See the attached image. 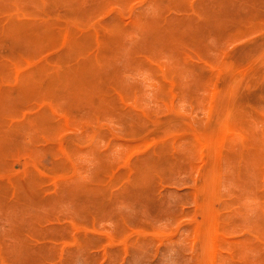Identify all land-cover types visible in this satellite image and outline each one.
<instances>
[{"label": "rangeland", "instance_id": "374dc122", "mask_svg": "<svg viewBox=\"0 0 264 264\" xmlns=\"http://www.w3.org/2000/svg\"><path fill=\"white\" fill-rule=\"evenodd\" d=\"M39 1L0 0V264H264V0Z\"/></svg>", "mask_w": 264, "mask_h": 264}, {"label": "bare ground", "instance_id": "6f19581e", "mask_svg": "<svg viewBox=\"0 0 264 264\" xmlns=\"http://www.w3.org/2000/svg\"><path fill=\"white\" fill-rule=\"evenodd\" d=\"M24 1L26 2L27 0H24ZM40 1H41V0H40ZM40 1H39V2H40ZM51 1H52V0H51ZM118 1H119V0H118ZM160 1H161V0H159V2H160ZM37 2H38V1H37ZM41 2H42V1H41ZM63 2H64V0H63ZM159 2H158V3H159ZM27 3H28V2H27ZM46 3H47V2H46ZM49 3H51V2H49ZM54 3H55V2H54ZM54 3H53V5H54ZM28 4H30V3H28ZM47 4H48V3H47ZM65 4H66V3H65ZM117 4H118V3H117ZM120 4H121V1H120ZM6 5H8V4H6ZM26 5H27V4H26ZM26 5H25V6H26ZM30 5H31V4H30ZM55 5H56V4H55ZM57 5H58V3H57ZM103 5H104V4H103ZM126 5H127V4H126ZM126 5H125V7L127 8ZM38 6H40V4H39ZM41 6H42V5H41ZM50 6L53 7L52 5H50ZM63 6H65V5H63ZM67 6H68V5H67ZM5 7H6V6H5ZM11 7H13V6H11ZM21 7H22V6H21ZM23 7H24V6H23ZM56 7H57V6H56ZM65 7H66V6H65ZM125 7H124V8H125ZM128 7H129V6H128ZM39 8L41 9V7H39ZM105 8H106V7H105ZM126 8H125V10H126ZM20 10H21V9H20ZM12 11H13V10H12ZM36 11H38V10H36ZM0 12H1V11H0ZM10 12H11V11H10ZM195 12H196V11H195ZM4 13H5V12H4ZM25 14H26V13H25ZM39 14H41V13L39 12ZM103 14H104V13H103ZM197 14H198V13H197ZM37 15H38V12H37ZM37 15H36V16H37ZM84 15H85V14H84ZM39 16H41V15H39ZM15 17H16V16H15ZM31 17H32V16H31ZM33 17H35V16H33ZM95 17H96V16H95ZM87 18H88V17H87ZM87 18H86V15H85L84 19L86 20ZM91 18H92V16H91ZM261 18H262V17H261ZM15 19H16V18H15ZM28 19H29V18H28ZM77 19H78V18H77ZM11 20H12V19H11ZM23 20H24V19H23ZM85 20H84V21H85ZM93 20H94V19H93ZM120 20H121V19H120ZM262 20H264V19L262 18ZM12 21H13V20H12ZM20 21H22V20H20ZM20 21H19V22H20ZM53 21H54V20H53ZM53 21H52V22H53ZM87 21H88V20H87ZM255 21H256V20H255ZM9 22H11V21H9ZM13 22H14V21H13ZM16 22L18 23V21H16ZM52 22H49V23H52ZM54 22L56 23V21H54ZM91 22H92V21H91ZM123 22H124V21H123ZM129 22H130V21H129ZM245 22H246V21H245ZM11 23H12V22H11ZM49 23H48V24H49ZM59 23H60V22H59ZM89 23H90V22H89ZM89 23H88V24H89ZM115 23H116V22H115ZM46 24H47V23H46ZM81 24H82V23H81ZM127 24H128V23H127ZM133 24H134V23H133ZM133 24H132V25H133ZM50 25H51V24H50ZM50 25H48V26H50ZM52 25H53V24H52ZM83 25H84V24H83ZM85 25H86V24H85ZM85 25H84V26H85ZM124 25H125V24H124ZM46 26H47V25H46ZM115 26H116V25H115ZM115 26H114V27H115ZM133 26H135V24H134ZM123 27H124V26H123ZM131 27H132V26H131ZM108 28H109V27H108ZM117 28H118V26H117ZM120 28H121V27H120ZM135 28H136V27H135ZM135 28H134V29H135ZM156 28H157V27H156ZM160 28L163 29V26L160 27ZM160 28H159V29H160ZM5 29H6V28H4V30H5ZM74 29H78V28H74ZM110 29H111V28H110ZM121 29H122V28H121ZM125 29H126V27H125ZM130 29H131V28H130ZM134 29H132V30H134ZM28 30H29V29H28ZM78 30H79V29H78ZM88 30H89V29H88ZM115 30H116V29H115ZM118 30H120V29H118ZM123 30H124V29H123ZM127 30H128V29H127ZM151 30H153V28H152ZM157 30H158V28H157ZM172 30H174V29H171L170 32H171ZM29 31H30V30H29ZM163 31H165V30H163ZM175 31H176V29H175ZM4 32H5V31H4ZM79 32H80V31H79ZM131 32H132V31H131ZM165 32H166V31H165ZM5 33H6V32H5ZM157 33H158V31H157ZM159 33H160V32H159ZM73 34H74V33H73ZM73 34H71L70 36H72ZM113 35H114V33H113ZM132 35H133V34H132ZM120 36H121V35H120ZM171 36H172V35H171ZM98 37H99V36H98ZM172 37H173V36H172ZM172 37H171L170 39H172ZM69 39L71 40L72 38H69ZM94 39H95V37H94ZM99 39H100V38H99ZM168 39H169V37H168ZM100 40H101V39H100ZM112 40H113V39H112ZM114 41H115V40H114ZM103 42H105V41H103ZM103 42H102V44H103ZM111 42H112V41H111ZM67 43H68V40H67ZM67 43H66V44H67ZM94 43H95V41H94ZM109 43H110V42H109ZM111 44H113V43H111ZM93 45H95V44H93ZM154 45H155V44H154ZM103 46L106 47V45H103ZM116 46H117V45H116ZM105 47H104V48H105ZM112 47H113V46H112ZM156 47H157V46H156ZM159 47H160V46H159ZM75 48H76V47H75ZM104 48H103V49H104ZM152 48H153V47H152ZM154 48H155V47H154ZM157 48H158V47H157ZM76 49H77V48H76ZM100 49H101V48H100ZM112 49H113V48H112ZM81 50H82V48H81ZM110 50H111V49H110ZM117 50H118V49H117ZM88 51H89V50H88ZM108 51H109V50H108ZM77 52H78V50L76 51V54L79 53V52H78V53H77ZM81 52H82V51H81ZM106 52H107V50H106ZM87 53H88V52H87ZM87 53H86V54H87ZM67 54H68V53H67ZM67 54H66L65 56H67ZM84 54H85V53H84ZM96 54H97V53H96ZM105 54H106V53H105ZM107 54H108V52H107ZM68 55H69V54H68ZM81 55H83V53H81ZM103 55H104V53H103ZM116 55H117V54H116ZM83 56H84V55H83ZM112 56H113V55H112ZM70 57H71V56H70ZM70 57H69V59H70ZM97 57H98V55H97ZM104 57H106V59L108 60V57H107L106 55H105ZM29 58H30V57H29ZM76 58H77V55H76ZM83 58H84V57H83ZM83 58H80V59L83 60ZM85 58H86V57H85ZM90 58H92L91 55H90ZM98 58H100V57H98ZM32 59H33V58H32ZM63 59H64V57L62 58V61H64ZM69 59H68V61H69ZM80 59H79V60H80ZM94 59H95V57H94ZM33 60H34V59H33ZM60 60H61V59H60ZM88 60H89V62H91V64H92V61H91L92 59H89V58H88ZM71 61H72V60H71ZM73 61H74V60H73ZM78 62H79V61H78ZM64 63H65V62H64ZM76 63H77V62H76ZM37 64H38V63H37ZM65 64H66V63H65ZM38 65H39V64H38ZM45 65H46V64H45ZM42 66H43V65H42ZM42 66H41V64L39 65L40 68H42ZM71 66H72V65H71ZM79 66H80V64H79ZM94 66H95V64H94ZM96 66H97V65H96ZM96 66H95V68H96ZM227 66H228V65H227ZM43 67H44V66H43ZM80 67H81V66H80ZM80 67H79V68H80ZM92 67H93V66H92ZM49 69H50V68H48V70H49ZM64 69H66V68H64ZM71 69H72V68H71ZM76 69H77V68H76ZM76 69H75V70H76ZM92 69H93V68H92ZM98 69H99V67H98ZM100 69H103V68H100ZM8 70H9V69L4 70V72H5V71L7 72ZM36 70H37V68H36ZM41 70H42V69H41ZM41 70H40V71H41ZM68 70H69V69H68ZM2 71H3V70H2ZM2 71H1V73H4V72H2ZM49 71H50V70H49ZM70 71H71V70H70ZM80 71H81V70H80ZM261 71H262V69H261ZM261 71H260V72H261ZM6 72L4 73L5 76H6V74H8V72H7V73H6ZM45 72H46V71H45ZM71 72H72V71H71ZM76 72H77V70H76ZM82 72H84V71H82ZM202 72H203V70H202ZM258 72H259V70H258ZM13 73H14V72H13ZM43 73H44V72L42 71V74H43ZM77 73H78V72H77ZM199 73H200V70H199ZM44 74H45V73H44ZM44 74H43V76H44ZM72 74H73V73H72ZM172 74H173V72H172ZM257 74H258V73H257ZM260 74H261V73H260ZM260 74H258V75H260ZM4 75L2 74V76H4ZM200 75H201V73H200ZM12 76H13V75H12ZM32 76H33V75H32ZM32 76H31V79H32ZM34 76H35V75H34ZM34 76H33V77H34ZM261 76H262V75H261ZM8 77H9V74H8ZM253 77H254V76H252L251 78H253ZM3 78H4V77H3ZM10 78H12V77H10ZM29 78H30V77H29ZM29 78H28V79H29ZM255 78H256V76H255ZM40 79H41V78H40ZM46 79H47V78H46ZM259 79H260V77H259ZM11 80H12V79H11ZM32 80H33V79H32ZM32 80H31V82H32ZM34 80H35V79H34ZM254 81H255V80H254ZM29 82H30V81H29ZM251 82H252V81H251ZM255 83H256V82H255ZM249 84H251V83H249ZM249 84H248V86H249ZM252 85H253V84H252ZM252 85H251L250 87H252ZM262 86H263V85H262ZM260 87H261V86H259V88H260ZM245 88H246V87H245ZM248 88H249V87H248ZM259 88H258V89H259ZM241 89H242V88H241ZM249 89H250V88H249ZM61 90H63V88H61ZM246 90H247V89H246ZM59 91H60V90H59ZM247 92H248V91H247ZM46 93H48V92H46ZM66 93H67V92H66ZM244 93H245V92H244ZM36 94H37V93H36ZM50 94H51V93H50ZM57 94H58V93H57ZM88 94H89V93H88ZM90 94H92V93H90ZM90 94L87 95V96H91ZM43 95H44V94H43ZM43 95L41 94V96L39 95V97H43ZM36 96H37V95H36ZM45 96H46V95H45ZM45 96H44V97H45ZM53 96H57V95L55 94V95H52L51 97L53 98ZM61 96H62V95H61ZM63 96H65L64 93H63ZM57 97H59V96H57ZM246 98H247V97H246ZM6 99H7V98H6ZM46 99H47V98H46ZM49 99H50V97H49ZM252 99H253V98H252ZM56 100H57V99H56ZM56 100H55V101H56ZM78 100H79V99H78ZM243 100H244V99H243ZM243 100H242V101H243ZM3 101H5V100H3ZM55 101H53V102H55ZM79 101H81V100H79ZM250 101H251V99H250ZM250 101H249V102H250ZM0 103H2V101H0ZM79 104H80V103H79ZM249 104H250V103H249ZM263 104H264V103H263ZM73 105L75 106V105H78V104H73ZM256 105H257V104H256ZM78 106H79V105H78ZM250 106H251V105H250ZM259 106H260V105H259ZM263 106H264V105H263ZM75 107H76V106H75ZM228 115H229V114H228ZM8 117H9V116H8ZM46 119H48V118H46ZM47 122H48V121H47ZM4 123H6V122H4ZM45 123H46V122H45ZM48 123H49V122H48ZM97 124H98V123H97ZM95 125H96V124H95ZM224 125L227 126L226 124H224ZM47 126H48V125H47ZM225 126H224V127H225ZM222 127H223V126H221V128H222ZM224 127H223V128H224ZM159 128H160V127H159ZM159 128H157L156 130H158ZM161 128H162V127H161ZM225 130H226V129L224 128V132H225ZM159 131H160V130H159ZM160 132H161V131H160ZM236 132H237V131H236ZM239 134H240V133H239ZM238 136H239V135H238ZM88 141H89V140H87L86 142H88ZM241 141H242V140H241ZM242 143H243V141H242ZM72 145H73V144H72ZM260 145H261V144H260ZM56 147H57V146H56ZM157 148H158V147H157ZM158 149H159V148H158ZM69 150H70V149H69ZM169 151H170V150H169ZM20 152L22 153V151H20ZM52 154H53V153H52ZM54 154H56V152H54ZM21 155H23V153H22ZM59 155H60V153H59ZM29 156H30V154H29ZM215 156H216V155H215ZM245 160H246V159H245ZM247 160H248V159H247ZM247 160H246V161H247ZM38 161H39V160H38ZM62 163H63V162H62ZM22 164H23V163H22ZM22 164H21V165H22ZM154 164H158V163L155 162ZM162 164H164V163H162ZM165 164H167V163H165ZM247 165H248V164H247ZM8 166H9V165H8ZM46 166H47V165H46ZM52 166H53V167H56V166H54V165H52ZM52 166H48V167H52ZM60 166H61V165H60ZM63 166H65V165L63 164ZM138 166H139V165H138ZM143 166H144V165H143ZM153 166H154V165H153ZM153 166H152V167H153ZM162 166H163V165H162ZM167 166H168V164H167ZM1 167H2V166H1ZM4 167H5V166H4ZM4 167H3V169H4ZM9 167H10V166H9ZM9 167H8V168H9ZM57 167H58V166H57ZM67 167H68V166H67ZM12 168H13V167H12ZM12 168H11V169H12ZM58 168H59V167H58ZM141 168H142V167H141ZM5 169H6V168H5ZM139 169H140V168H139ZM145 169H146V168H145ZM148 169L151 170L150 168H148ZM152 169H153V168H152ZM157 169H158V168H157ZM157 169H156V171H161V170H159V169L157 170ZM160 169H161V168H160ZM244 169H245V166H244V168H243V173H244ZM249 169H250V168H249ZM46 170H47V169H46ZM49 170H50V171H53V170H51V169H49ZM140 170H141V169H140ZM142 170H144V169H142ZM142 170H141V171H142ZM251 170H252V169H251ZM2 171H4V170H2ZM13 171H14V168H13ZM47 171H48V170H47ZM147 171H148V170H147ZM57 172H58V171H57ZM138 172H139V171H138ZM245 172H246V171H245ZM0 173H1V172H0ZM142 173H144V172H142ZM246 173H247V172H246ZM258 173H259V172H258ZM260 173H261V172H260ZM101 174H102V173H101ZM136 174H137V173H136ZM145 174L147 175V173H145ZM99 175H100V173H99ZM139 175H140V174H139ZM261 175H262V174L258 175V178H260ZM36 176H37V175H36ZM149 176H150V175H149ZM245 176H246V175H244L243 177H245ZM136 177H137V176H136ZM139 177H140V176H139ZM139 177H138V178H139ZM143 177H144V176H143ZM227 177H228V176H227ZM241 177H242V176H241ZM241 177H240V178H241ZM247 177H248V176H247ZM247 177H246V179H248ZM32 178H33V176H32ZM133 178H134V175L132 176V180H133ZM145 178H146V177H145ZM35 179H36V177H35ZM38 179H39V177H38ZM38 179H36V180H38ZM140 179H141V178H140ZM140 179H139V181H140ZM147 179H148V178H146V180H147ZM150 179H151V178H150ZM243 179H244V178H243ZM44 180H45V179H44ZM134 180H135V179H134ZM56 181H57V180H56ZM59 181H60V180H59ZM147 181H148V180H147ZM147 181H146V182H147ZM257 181H258V180H257ZM260 181H261V178H260ZM260 181H259V182H260ZM2 182H3V181H2ZM2 182H0V183H2ZM135 182H137V181H135ZM146 182H145L144 184H146ZM259 182H257V183H259ZM3 183H4V182H3ZM60 183H61V182H60ZM58 184H59V183H58ZM58 184H57V185H58ZM144 184L142 183L141 186L144 185ZM2 185H3V184H2ZM126 185H128V184H126ZM138 186H140V185H138ZM260 186H261V185H260ZM260 186H259V188H260ZM8 188H10V187L8 186ZM126 188H127V187H126ZM136 188H137V187H136ZM253 188H254V187H253ZM128 189H129V188H128ZM129 190H130V189H129ZM132 190H133V189H132ZM125 191H126V189H125ZM9 192H10V191H9ZM130 192H131V191H130ZM125 193H126V192H125ZM257 194H259V193H257ZM7 196H9V193L7 194ZM250 208H251V207H250ZM236 218H238V217H236ZM224 219H225V217H224ZM226 219H227V218H226ZM229 219H230V218H229ZM234 220H236V219H234ZM226 221H227V220H226ZM224 222H225V220H224ZM257 222H258V221H257ZM231 223H232V222H231ZM260 223L262 224V222H260ZM258 224H259V223H258ZM258 224H257V227H258ZM224 226H225V225H224ZM220 227H221V226H220ZM255 227H256V225L254 226V228H255ZM262 227H263V226H262ZM259 228H260V224H259ZM262 229H263V228H262ZM262 229H261V231H262ZM127 230H128V229H127ZM224 230H225V233H226V229H224ZM258 230H259V229H258ZM258 230H257V232H258ZM263 230H264V229H263ZM125 231H126V229H125ZM220 231H222V229H221ZM223 232H224V231H223ZM255 232H256V231H255ZM255 232H254V233H255ZM124 233H125V232H124ZM127 233H128V232H127ZM127 233L125 234L126 236H127ZM155 234H156V233H155ZM210 235H211V234H210ZM260 235H261V234H260ZM119 239H120V237H119ZM263 239H264V238H263ZM142 240H143V239H142ZM139 241H140V240H139ZM225 241L228 242L227 240H225ZM221 245H223V244L221 243ZM18 248H19V247H18ZM21 248H22V247L20 246V249H21ZM220 248H221V247H220ZM224 248H225V247H224ZM227 248H228V250H229V247H227ZM235 248H237V247H235ZM230 249H231V248H230ZM237 249H238V248H237ZM18 250H19V249H18ZM21 250H22V249H21ZM231 251H232V249H231ZM237 251H238V250H237ZM7 252H8V251H7ZM18 252H19V251H18ZM1 253H2V252H1ZM10 253H11V252H10ZM14 253H15V252H13V254H14ZM16 253H17V250H16ZM229 253H230V252H229ZM6 254H7V253H6ZM4 255H5V252H4ZM11 255H12V254H11ZM262 255H263V254H262ZM5 256H6V255H5ZM5 256H4V257H5ZM8 256H10V254H9ZM13 257H14L15 259L17 258L16 255H15V256H11V258H13ZM14 258H13V259H14ZM227 258H228V257H227ZM13 259H12V260H13ZM4 261H6V259H4ZM6 262H7V261H6ZM15 262H16V260H15ZM15 262H14V263H15ZM9 263H11V262H9ZM12 263H13V262H12ZM227 264H231V263H227Z\"/></svg>", "mask_w": 264, "mask_h": 264}]
</instances>
